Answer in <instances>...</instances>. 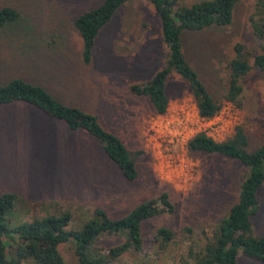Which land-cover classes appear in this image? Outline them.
Returning a JSON list of instances; mask_svg holds the SVG:
<instances>
[{"label": "rangeland", "instance_id": "374dc122", "mask_svg": "<svg viewBox=\"0 0 264 264\" xmlns=\"http://www.w3.org/2000/svg\"><path fill=\"white\" fill-rule=\"evenodd\" d=\"M102 1L0 0V8L18 14L0 28V85L20 79L63 105L94 115L133 158L136 177L124 179L85 131L46 120L33 108L20 110L18 103L0 105V196L16 198L5 214L6 226L68 213L67 228L78 231L95 210L115 220L165 194L173 211L142 223L140 251L129 249L105 264H184L190 262L188 249L195 251L228 215L247 174L234 160L189 153L186 140L203 131L223 141L236 127L243 130L250 152L264 140V69L252 68L241 80L239 107L222 99L234 45L248 54L250 64L264 54L249 23L255 0H239L228 26L181 33L185 62L219 106L208 122L197 118L188 83L174 72L165 80L168 107L162 116L154 114L146 98L129 92L131 84L150 80L166 59L158 18L147 0L119 7L99 31L89 63L83 64L73 22ZM174 1L190 6L203 0ZM256 197L259 208L251 217V230L259 237L264 236V183ZM159 228L173 234L164 251L154 248ZM123 241L122 236H102L91 251L103 256ZM15 247L9 246L11 257ZM57 252L64 264L78 263L72 243L60 244ZM237 264L260 263L239 254Z\"/></svg>", "mask_w": 264, "mask_h": 264}, {"label": "trees", "instance_id": "16d2710c", "mask_svg": "<svg viewBox=\"0 0 264 264\" xmlns=\"http://www.w3.org/2000/svg\"><path fill=\"white\" fill-rule=\"evenodd\" d=\"M128 1L103 0L97 7L76 17L73 26L81 40L83 64L90 61L99 31L109 23L117 9ZM147 1L158 18L166 59L164 66L150 80L131 84L128 87L129 92L135 97L146 98L154 114L162 116L168 106L164 91L165 80L174 72L187 81L197 116L202 119L214 117L219 106L185 62L180 35L184 31L228 26L231 23L233 7L239 0H203L190 6L177 5L174 0ZM17 19L18 14L14 10L0 8V28ZM249 23L252 35L260 43L261 50H264V0H255ZM252 68L264 69V54L254 56L250 64L248 54L239 44H235L233 58L227 65L222 95L224 101L236 107L240 106V82ZM13 102L34 107L48 118L62 122L71 131H85L97 140L106 157L117 166L124 179H135L133 158L116 136L101 128L94 115L63 105L41 87L20 79H12L0 86V105ZM247 149L248 141L240 127H236L230 137L220 142L212 140L204 133L195 134L187 141L186 150L189 153H205L234 160L247 170V174L238 186L236 202L230 207L228 215L195 251L188 249L186 254L190 262L185 261L184 264H237L239 254L264 264V236L256 237L251 230V217L259 208L256 193L264 183V140L254 151ZM141 154V151L135 153L138 156ZM15 199L11 195L0 196V264H19L24 259H30L32 264H64L57 247L67 243L74 245L77 264H105L127 253L129 249L139 252L142 245V223L154 216L170 214L173 211L166 195L161 194L137 205L128 214L115 220L95 210L94 217L84 222L78 231L67 228L70 220L68 213L32 219L8 227L5 214L14 206ZM102 236H122L124 241L108 248L103 256L95 255L91 248ZM172 238L173 234L168 229H156L153 234L154 248L164 251L172 243ZM10 244L16 246L14 257H11L8 250Z\"/></svg>", "mask_w": 264, "mask_h": 264}, {"label": "crops", "instance_id": "0c3cea01", "mask_svg": "<svg viewBox=\"0 0 264 264\" xmlns=\"http://www.w3.org/2000/svg\"><path fill=\"white\" fill-rule=\"evenodd\" d=\"M160 35H161V33H160ZM180 41H181V35H180ZM158 71V70H157ZM0 86H2V85H0ZM15 103H18L17 105H19L20 106V108H18V109H20V110H26V111H31V112H34V111H32V109L31 108H33V109H35V110H37L38 112H40L38 109H36V108H34V107H32V106H30V105H28V104H25V103H22V102H13V103H10V104H15ZM10 104H4V105H10ZM168 107V106H167ZM41 113V112H40ZM34 114V113H33ZM42 115H44L43 113H42ZM46 120H49V121H51V118H47V116H46V118H45ZM53 120V119H52ZM54 123H55V120H54Z\"/></svg>", "mask_w": 264, "mask_h": 264}, {"label": "built area", "instance_id": "2783aa9c", "mask_svg": "<svg viewBox=\"0 0 264 264\" xmlns=\"http://www.w3.org/2000/svg\"><path fill=\"white\" fill-rule=\"evenodd\" d=\"M219 111V110H218ZM218 113V112H217ZM216 113V114H217ZM196 115H197V113H196ZM216 116V115H215ZM214 116V117H215ZM214 117H212V118H210V119H202V118H199L198 116H197V118L200 120V121H202V122H208V121H210L211 119H213ZM198 133H204L205 135H207L205 132H197L196 134H198ZM195 135V134H194ZM193 135V136H194ZM193 136H191L190 138H188L187 140H186V143H187V141L189 140V139H191ZM208 136V135H207ZM209 137V136H208ZM212 139V138H211ZM213 140V139H212ZM215 141V140H214ZM216 142H220V141H216ZM186 143H185V145H186Z\"/></svg>", "mask_w": 264, "mask_h": 264}]
</instances>
